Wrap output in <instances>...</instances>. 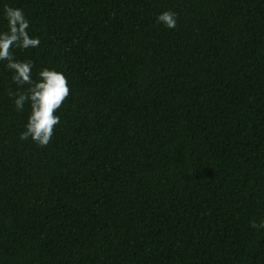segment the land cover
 I'll return each instance as SVG.
<instances>
[{
  "label": "trees",
  "instance_id": "trees-1",
  "mask_svg": "<svg viewBox=\"0 0 264 264\" xmlns=\"http://www.w3.org/2000/svg\"><path fill=\"white\" fill-rule=\"evenodd\" d=\"M4 5L70 93L22 141L0 62V264H264V0H0V30Z\"/></svg>",
  "mask_w": 264,
  "mask_h": 264
},
{
  "label": "clouds",
  "instance_id": "clouds-1",
  "mask_svg": "<svg viewBox=\"0 0 264 264\" xmlns=\"http://www.w3.org/2000/svg\"><path fill=\"white\" fill-rule=\"evenodd\" d=\"M2 19L6 27L0 30V62L11 73V80L17 86L9 95L17 111L29 106L24 130L20 140H31L38 146H47L53 136L54 126L60 123L57 110L70 93L66 75L54 68H42L33 77L34 62L31 59H17L15 49L36 48L40 44L38 36L30 34V21L20 7L4 5ZM156 23L165 28H175L177 13L165 10L157 14ZM253 228H264V220L253 221Z\"/></svg>",
  "mask_w": 264,
  "mask_h": 264
}]
</instances>
